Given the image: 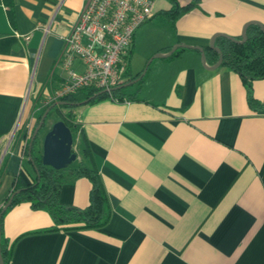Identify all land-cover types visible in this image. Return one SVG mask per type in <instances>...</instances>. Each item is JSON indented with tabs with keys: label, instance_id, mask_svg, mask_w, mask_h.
Returning <instances> with one entry per match:
<instances>
[{
	"label": "crops",
	"instance_id": "1",
	"mask_svg": "<svg viewBox=\"0 0 264 264\" xmlns=\"http://www.w3.org/2000/svg\"><path fill=\"white\" fill-rule=\"evenodd\" d=\"M12 1L14 26L0 0V208L14 178L33 174L24 139L14 138L37 111L39 87L49 79L52 91L61 82L56 60L83 3ZM177 1L193 6L170 23L156 15L169 0H156L134 32L126 79L144 70L142 81L124 87L122 100L72 107L81 140L76 166L90 164L86 142L108 197V222L47 231L45 210L18 203L3 214L8 264H264V77L252 83L253 108L240 76L214 67L218 58L206 49L216 33L240 39L247 22L264 26V0ZM157 26L164 32L150 45ZM148 41L145 58L153 60L137 67V46ZM173 46L174 56L155 57ZM194 46L203 48L205 65ZM90 187L85 177L65 182L60 201L83 208Z\"/></svg>",
	"mask_w": 264,
	"mask_h": 264
},
{
	"label": "trees",
	"instance_id": "2",
	"mask_svg": "<svg viewBox=\"0 0 264 264\" xmlns=\"http://www.w3.org/2000/svg\"><path fill=\"white\" fill-rule=\"evenodd\" d=\"M2 1L6 6L8 20L10 24L14 26L15 15L13 1ZM169 2L171 5L170 8L168 10L161 11L156 15L162 16L170 23H173L181 14L193 6V3L180 5L177 0H169ZM246 36L247 39L243 43H236L228 38L218 36L215 39V44L221 50L222 64L240 76L241 81L247 90L248 103L254 108L257 102L252 97V83L254 80L264 77V32L257 24H251L246 29ZM206 49L207 54L213 53L217 56V58L219 57V54H217L214 49L209 47ZM175 54L176 51L173 52L169 58ZM127 76L128 72H126V77ZM135 78L136 76L130 79ZM127 81L128 80L126 79L125 82ZM139 81H142V78ZM49 84L50 80L48 79L39 87L33 96L32 101L34 103H38V106H35L37 107V111H35V114L33 115L35 122L30 130V133L27 134L26 132H23V128H18L14 138V141L19 142L21 139H24L23 152L27 155L29 140L34 127L38 124L43 112L54 103H40L44 92L46 90L47 92L50 91ZM95 94V98L89 102L108 97L113 100L124 99L123 88L111 91L110 94L107 92L102 93L98 90L81 89L61 98V100L66 101L67 104L55 105L51 107L46 119L51 116L52 112H54L59 116V119L63 120L70 128L72 136H74L78 132V125L74 122L72 107L75 103L82 102ZM62 108L69 109L64 112ZM35 141L31 150L32 160H29L33 174L30 176L29 181H26L20 174L14 178L10 194L18 189L20 191L14 195L12 203L6 211L21 202L30 203L33 209H43L52 219V225L46 229L47 231L60 229H94L104 226L110 217V205L99 170L94 163L93 156L87 143H84L82 151L83 156L89 160L90 164H82L74 167L68 165L63 169H54L50 166L44 165L41 161L40 155H37L34 152ZM31 161L34 162L36 169ZM5 166L6 161L4 159L0 165V182ZM80 177L87 178L91 183L88 205L81 208L73 204L62 203L60 201L61 186L65 182L72 181ZM8 197L9 196L4 198L3 204ZM6 211L4 213H6ZM3 214L0 218V250L3 264H8L11 254V243L3 236Z\"/></svg>",
	"mask_w": 264,
	"mask_h": 264
},
{
	"label": "built area",
	"instance_id": "3",
	"mask_svg": "<svg viewBox=\"0 0 264 264\" xmlns=\"http://www.w3.org/2000/svg\"><path fill=\"white\" fill-rule=\"evenodd\" d=\"M155 1L83 0L56 60L61 82L46 94L43 104L81 89L110 94L111 88L125 83L134 32L153 15Z\"/></svg>",
	"mask_w": 264,
	"mask_h": 264
},
{
	"label": "water",
	"instance_id": "4",
	"mask_svg": "<svg viewBox=\"0 0 264 264\" xmlns=\"http://www.w3.org/2000/svg\"><path fill=\"white\" fill-rule=\"evenodd\" d=\"M250 24H257L260 27V29L264 32L263 24L258 22V21L253 20V21L247 22L243 26L241 34H240V39L231 37V36L224 34V33H216L210 38V42H209L210 48L216 50L219 54L218 61L214 67H216L222 63L221 50L219 48H217L214 44L215 37L222 36V37L228 38V39H230L236 43H243L247 39L246 29ZM177 46H173L166 54L158 53L155 55V57L169 56L175 51ZM194 47L200 51L201 62L203 65H205V52H204L203 48H201L199 46H194ZM143 74H144V70L141 72V74L138 78H136L132 81H127V82H125V83H123L117 87L111 88L110 91H114L116 89H121V88L127 87L128 85H130L132 83H135L138 79L141 78V76ZM100 92L105 93L107 91L102 90ZM95 96H96V94L92 95L88 99L83 100L82 102L75 103L74 105L87 103L90 100H92L93 98H95ZM65 104H67L66 101L58 100V101L54 102L50 107H48L43 112V114L41 115V118H40L38 124L34 127L33 132L30 136L29 145H28V159L29 160H32L31 150H32L33 143L36 140V138L38 137L40 129L43 127L46 116H47L48 112L50 111L51 107H53L55 105H65ZM72 143H73V136H72V132H71L70 128L61 119L55 121L52 124L51 128L45 132V134L43 135V138H42V148H41V153H40L42 163L44 165L50 166L54 169H63L65 167H67L77 157L76 153L73 151ZM31 162L34 165V168L36 169L34 162L33 161H31ZM19 191H20L19 189L13 191L9 195V197L5 201V203L1 206L0 218H1L2 214L6 211V209L11 205L14 195L16 193H18ZM0 264H3V260H2V256H1V250H0Z\"/></svg>",
	"mask_w": 264,
	"mask_h": 264
},
{
	"label": "rangeland",
	"instance_id": "5",
	"mask_svg": "<svg viewBox=\"0 0 264 264\" xmlns=\"http://www.w3.org/2000/svg\"><path fill=\"white\" fill-rule=\"evenodd\" d=\"M163 32H164V29L160 28L159 26H157L156 29L154 30V32L152 33L151 38L149 40L151 42L150 45H153L154 43H156L157 42V37L159 36V34H161ZM163 37H165V36H163ZM149 41L147 42V45H146L147 47H145L143 49H142V47L140 48V47L137 46V55H136V59H135L136 60L135 65H137V67H142L143 65H147L148 66V64L153 60L152 56H150L149 58H145L146 56L144 54L145 53L144 50L148 49V47H149V43H150ZM154 60H155L154 62H158V60H161V59L155 58ZM68 109L69 108H62V110L64 112L68 111ZM57 120H59V116L57 114H55L54 112H52L51 116H49L45 120L43 127L40 129L38 137L43 136L45 134V132L51 127V125ZM34 122H35V119H34V117L32 115L30 116V118H28L25 121V124H24L23 128L27 129V133L28 132L30 133V130H31ZM8 147H9V145H7L5 147L4 151L7 152ZM72 148H73V151L75 153H79V155L81 154V140H80L79 136H75V135L73 136ZM40 153H41V147L39 146V154ZM78 163H79L78 159H75L70 164V166H72V167L76 166Z\"/></svg>",
	"mask_w": 264,
	"mask_h": 264
},
{
	"label": "flooded vegetation",
	"instance_id": "6",
	"mask_svg": "<svg viewBox=\"0 0 264 264\" xmlns=\"http://www.w3.org/2000/svg\"><path fill=\"white\" fill-rule=\"evenodd\" d=\"M51 126H52V125H51ZM50 128H51V127H50ZM50 128H49V129H50ZM49 129H48V130H49Z\"/></svg>",
	"mask_w": 264,
	"mask_h": 264
}]
</instances>
